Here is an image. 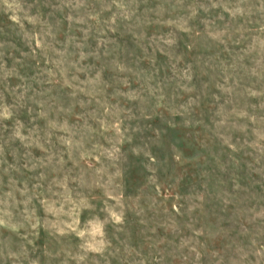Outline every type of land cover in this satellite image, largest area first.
I'll return each instance as SVG.
<instances>
[{
  "label": "rangeland",
  "instance_id": "374dc122",
  "mask_svg": "<svg viewBox=\"0 0 264 264\" xmlns=\"http://www.w3.org/2000/svg\"><path fill=\"white\" fill-rule=\"evenodd\" d=\"M0 264H264V0H0Z\"/></svg>",
  "mask_w": 264,
  "mask_h": 264
}]
</instances>
